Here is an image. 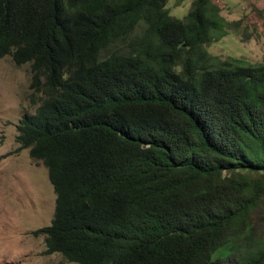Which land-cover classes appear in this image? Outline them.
<instances>
[{
    "label": "trees",
    "instance_id": "trees-1",
    "mask_svg": "<svg viewBox=\"0 0 264 264\" xmlns=\"http://www.w3.org/2000/svg\"><path fill=\"white\" fill-rule=\"evenodd\" d=\"M232 22L212 0H0V57L29 63L17 148L54 196L43 252L76 264L211 260L251 244L264 197V60L214 58ZM236 248V247H234Z\"/></svg>",
    "mask_w": 264,
    "mask_h": 264
},
{
    "label": "rangeland",
    "instance_id": "rangeland-1",
    "mask_svg": "<svg viewBox=\"0 0 264 264\" xmlns=\"http://www.w3.org/2000/svg\"><path fill=\"white\" fill-rule=\"evenodd\" d=\"M219 13L232 22L227 32L205 45L214 58L233 56L246 63L264 60V0H212ZM191 0H165L170 15L181 17ZM29 63L16 64L10 55L0 57V264H76L59 252H43L44 234L35 229L48 224L54 192L40 159L17 148L19 116L32 112L36 96H30ZM251 244L235 239L211 253V260L242 262L243 249L264 247V197L253 208Z\"/></svg>",
    "mask_w": 264,
    "mask_h": 264
}]
</instances>
